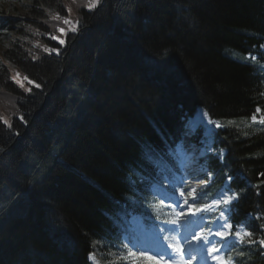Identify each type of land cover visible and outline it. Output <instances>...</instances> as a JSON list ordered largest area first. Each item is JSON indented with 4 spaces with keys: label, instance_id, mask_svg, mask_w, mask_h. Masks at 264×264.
Listing matches in <instances>:
<instances>
[{
    "label": "trees",
    "instance_id": "1",
    "mask_svg": "<svg viewBox=\"0 0 264 264\" xmlns=\"http://www.w3.org/2000/svg\"><path fill=\"white\" fill-rule=\"evenodd\" d=\"M29 1L32 17H0L4 39L19 26L0 55V264H92L95 247L156 264L122 237L132 215L171 222L152 187L201 136L186 127L199 108L221 128L196 206L229 182L234 232L253 238L225 258L264 264V0Z\"/></svg>",
    "mask_w": 264,
    "mask_h": 264
},
{
    "label": "rangeland",
    "instance_id": "2",
    "mask_svg": "<svg viewBox=\"0 0 264 264\" xmlns=\"http://www.w3.org/2000/svg\"><path fill=\"white\" fill-rule=\"evenodd\" d=\"M30 4L32 3L29 0H0V17H25L24 19L32 17L29 14ZM73 20H70L71 24H68L69 33L76 31L77 25ZM18 28L19 26L11 31L6 39L4 38L7 32H1L0 55H3L12 46L13 40L17 38ZM61 40L65 41L64 47L66 38L64 37ZM262 48L264 51V45ZM56 50L59 51L58 48H55ZM16 80L22 83L25 91L30 90L28 85H23V78L17 77ZM261 119H263L261 111H258L254 116V121ZM217 125L219 123L212 121L204 109H198L196 114L188 120L186 127L189 135L201 132V136L196 142H189L177 147L176 157H174L175 168L172 175L165 176L161 185L154 187L153 192L156 203L171 215V222L161 225L159 228L153 227L148 230L141 216L132 215L129 223L135 235H125L123 241L130 250L136 251L137 255L142 252V256L151 257L156 262L158 261V264H185V262L187 264H221V261H226L224 248L228 242L244 243L253 238L252 235H248L249 231L244 226H239L234 232L230 217L231 205L236 200V194L229 186L224 187L219 197L205 208V210L217 212L218 214L210 227L205 220L201 221L199 219L201 212L195 216L190 215L187 205L183 206L184 215H176L181 211V208L174 203V200L179 197V191L183 190L188 202L192 203L193 195L196 197L200 190L212 179V176L204 168H201V159L214 152L216 134L220 128V125L219 127ZM191 189L196 190L194 194L191 193ZM224 201H227V203ZM221 213H223V216H221ZM225 223L231 227L221 228L220 226ZM216 230L224 231L226 234L230 233L228 239L221 240L210 235L211 232ZM201 232L205 238H209L208 243H205L204 240L197 241L195 239ZM213 242L220 249L219 252L211 251ZM176 247L183 249L182 255L175 251ZM217 256L220 257L219 261L214 259ZM90 260L92 264H106L103 255L96 247Z\"/></svg>",
    "mask_w": 264,
    "mask_h": 264
},
{
    "label": "snow or ice",
    "instance_id": "3",
    "mask_svg": "<svg viewBox=\"0 0 264 264\" xmlns=\"http://www.w3.org/2000/svg\"><path fill=\"white\" fill-rule=\"evenodd\" d=\"M99 3H100V0H93V2L90 3V4L88 5V10L91 11L92 8L98 6ZM68 11L70 12L71 10L69 9ZM56 19H59V16H57ZM64 23H65V24H68L69 21L66 19V20H64ZM60 31L63 33V32H64V29L61 28ZM52 39L57 40V42H58L60 45H63V44L65 43L64 40H61V39H59L58 37H52ZM48 51L51 52L52 50H51V49H48ZM56 51H57V54H59L58 50H56ZM17 75H19V74H17ZM17 83H20V82L17 81ZM30 83H31V81H30ZM21 86H22V85H21ZM36 86L39 87V85H36ZM5 123H7V121H5ZM262 123H264V121H262ZM217 127H219V125H217ZM229 179H231V177H229ZM195 191H196L195 189H191V193H192V194H194ZM162 195H163V194H162ZM180 198H183V199L181 200ZM224 202L227 203V201H224ZM174 203H176L177 207L181 208V211L178 212V213H176L177 216H182V215H184V207H183L184 205H187V210H188L189 214L192 215V216H195V215H197V213H199V212H203V211L205 210V208L197 207V206H196V205H197V201H196L194 195H193L192 203H189V202H188V199H187V196H186V194H185V192H184L183 190L179 191V197H177L176 200H174ZM205 207H207V206H205ZM221 216H223V213H221ZM220 227H221V228H229V227H231V226L225 223V224H222ZM161 231H163V229H161ZM210 235L215 236V237H218V238H220L221 240H227V239H228V236L230 235V233L226 234L224 231L216 230V231H214V232H211ZM237 235H239V234H237ZM248 235L251 236L252 233L249 232ZM195 239H196L197 241H199V240H204L205 243H208V241H209V238H205V237L203 236V233H202V232H201L200 235L196 236ZM260 245H261V246H264V240H261V241H260ZM226 246H227V245H226ZM175 251H176L177 253H180L181 255L183 254V249L180 248V247H176V248H175ZM211 251H212V252H219V251H220V249H219L218 247H216V245H215L214 242L212 243ZM92 255H93V254L90 253V257H91ZM140 255L142 256L143 253L141 252ZM128 256H129V257H136V256H137V252H136V251L129 250V252H128ZM149 259H151V257H149ZM214 259H216V260L219 261V260H220V257L217 256V257H214ZM185 264H187V262H185ZM221 264H227V261H221Z\"/></svg>",
    "mask_w": 264,
    "mask_h": 264
}]
</instances>
